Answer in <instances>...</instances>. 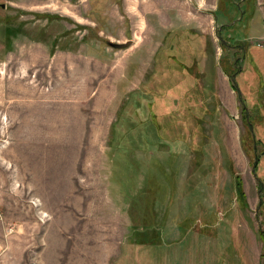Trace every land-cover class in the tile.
<instances>
[{
  "label": "rangeland",
  "instance_id": "374dc122",
  "mask_svg": "<svg viewBox=\"0 0 264 264\" xmlns=\"http://www.w3.org/2000/svg\"><path fill=\"white\" fill-rule=\"evenodd\" d=\"M191 27L215 45L197 54L217 106L205 116L203 163L221 171L215 205L199 179L189 189V154L109 155L111 126L161 63L165 33ZM263 99L264 0H0V264H264L253 170ZM229 161L246 210L235 209ZM259 166L264 173V155ZM210 211L224 225L222 252L213 236L194 237Z\"/></svg>",
  "mask_w": 264,
  "mask_h": 264
},
{
  "label": "trees",
  "instance_id": "16d2710c",
  "mask_svg": "<svg viewBox=\"0 0 264 264\" xmlns=\"http://www.w3.org/2000/svg\"><path fill=\"white\" fill-rule=\"evenodd\" d=\"M224 26V24L219 26L222 27L221 31ZM179 30L181 28H175L165 33L163 44L154 55L155 59L158 57L162 59L161 63L155 60V71L152 73L151 79H148L149 83L147 82L139 89L132 91L131 98L129 101L127 100L119 111L115 122L111 126L109 146L112 149V154L109 155L112 158L114 155L119 157L120 155L115 154L117 150L144 152L167 150L173 155L189 154L194 167V173L189 181V189L199 179L200 181L195 184V188L201 187L202 191L209 190L205 196H209L215 205L218 202L213 197L214 189L217 187L221 171H217V174H214L212 169L208 168L209 165L206 170L203 163L205 159L204 147L209 140V134L204 125L205 116L212 113L210 105L215 108L213 115L216 114L217 106L207 100L205 88L202 86L205 73L201 72L198 67L200 61L204 59L199 60L197 58V54L202 56L204 50L214 54L215 45H213L211 40L207 39V35L192 27L184 29L185 36H179ZM221 33L219 34L220 38L229 39L221 36ZM195 39H200L204 42V47L198 52H196L192 43V40ZM243 43V41H238L235 46H240L241 48ZM180 56H184L186 59L180 60ZM238 74L236 73L235 77H229L232 81L233 89L239 91V100L246 103L236 79ZM261 97L258 99L259 101L261 100L260 102H262ZM151 122L153 123L151 124ZM263 155L264 153L256 156L253 165L254 174L260 182V200L257 207V216L262 223L261 229H264V192H262L264 188V173H262L259 163ZM228 169L232 174V189H234L239 203V206L237 205L235 209L246 210L248 204L242 177L238 171L234 170L231 161L228 163ZM195 172H200V174L198 175ZM204 173L206 176L200 178ZM222 196L220 194L219 199ZM232 200L235 203L233 198ZM196 203L197 205L201 204V199L196 198L195 205ZM212 209L218 212L217 206L212 207ZM233 213L235 211H232L229 217L227 215L224 217L226 223H229L231 216L234 218ZM214 214L210 211L205 216V220H202L203 226L200 228L198 225L196 226L194 237L195 235L198 236V234L213 236V238L217 239V252H222L224 250L222 243L225 241L224 225L218 228L216 227L217 224L210 223L217 220L208 219ZM197 221L199 222L201 219H197ZM235 224L236 221L234 219L232 226L236 232ZM140 241H143V238ZM144 245L146 243H143L141 248L138 249H142Z\"/></svg>",
  "mask_w": 264,
  "mask_h": 264
},
{
  "label": "water",
  "instance_id": "95a60500",
  "mask_svg": "<svg viewBox=\"0 0 264 264\" xmlns=\"http://www.w3.org/2000/svg\"><path fill=\"white\" fill-rule=\"evenodd\" d=\"M1 6H2L3 8H5V7H6V4H1ZM131 42H132V41H129L128 43H126V44H122V45H120V44H114V46L117 47V48H121V47H125V46H127V45H130Z\"/></svg>",
  "mask_w": 264,
  "mask_h": 264
},
{
  "label": "flooded vegetation",
  "instance_id": "af4514ba",
  "mask_svg": "<svg viewBox=\"0 0 264 264\" xmlns=\"http://www.w3.org/2000/svg\"><path fill=\"white\" fill-rule=\"evenodd\" d=\"M259 200H260V198H259ZM256 214H257V212H256ZM260 221V220H259ZM260 235L261 236H263L264 235V233L263 232H261V230H260ZM264 237V236H263Z\"/></svg>",
  "mask_w": 264,
  "mask_h": 264
}]
</instances>
